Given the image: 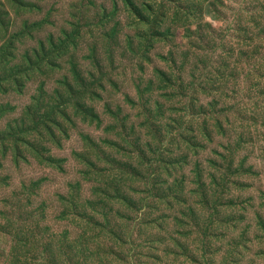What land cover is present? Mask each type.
Wrapping results in <instances>:
<instances>
[{
	"label": "rangeland",
	"instance_id": "rangeland-1",
	"mask_svg": "<svg viewBox=\"0 0 264 264\" xmlns=\"http://www.w3.org/2000/svg\"><path fill=\"white\" fill-rule=\"evenodd\" d=\"M0 18V264H264V0Z\"/></svg>",
	"mask_w": 264,
	"mask_h": 264
},
{
	"label": "trees",
	"instance_id": "trees-1",
	"mask_svg": "<svg viewBox=\"0 0 264 264\" xmlns=\"http://www.w3.org/2000/svg\"><path fill=\"white\" fill-rule=\"evenodd\" d=\"M0 20H2V19L0 18ZM2 21H3V20H2ZM77 34H78V32L76 31V32H75V38L77 37ZM69 44H70V43H69ZM231 58H233V57L231 56L230 59H231ZM92 59H93L94 63H97V62H98V60H97L96 58H92ZM255 63H256V66H257V68H258L257 70L261 69V67L264 65V61H263L262 63H260V62H258V61H257V62L255 61ZM234 69H235V68H234ZM237 71H238V68L235 69L234 72H237ZM74 72H75L76 74L78 73V72L76 71V69H74ZM249 72H250V73H254V72H255L254 67L249 66V68H248V70L246 71V73H249ZM73 75H75V74H73ZM93 78H94V80L90 83V90H89V94H88V95H90L91 98H92V97H102V92L105 91V90H107L108 87H109L108 82H107L105 79H98L97 77H93ZM237 78H239V77H237ZM63 81H68V82H70V83L72 84V79H71L70 75L67 74V73H64V75H63ZM45 88H46L45 86H44V87H40L39 90H41V91L47 93V89H45ZM71 88H73V86H72ZM93 89H94V91H97V93L94 92ZM90 112H92V111H90ZM120 233H121V234L119 235L118 241H120L121 244H124V248H123V250H121V247L118 246V248L116 249V252H115V254H116L117 256H115L113 259L111 258L110 261L105 260L104 264H112V262H114V261H116L115 264H117V261H118V260H115V259H117V258H120L118 264H122V262H121V260H122V258H123V257H122V252L124 251V249H126V247H128V244L126 245V247H125V244L128 243V241H129V243H130L131 238L129 237V238L125 241V243H124L125 235L123 234V232H120ZM125 251H126V250H125ZM122 261H123V260H122ZM123 262H125V261H123ZM125 264H127V262H125Z\"/></svg>",
	"mask_w": 264,
	"mask_h": 264
}]
</instances>
